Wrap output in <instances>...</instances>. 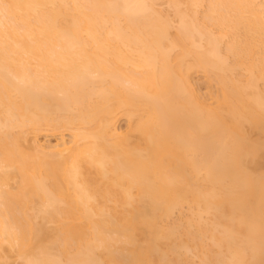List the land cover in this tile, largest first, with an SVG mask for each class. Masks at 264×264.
I'll use <instances>...</instances> for the list:
<instances>
[{
	"label": "bare ground",
	"instance_id": "6f19581e",
	"mask_svg": "<svg viewBox=\"0 0 264 264\" xmlns=\"http://www.w3.org/2000/svg\"><path fill=\"white\" fill-rule=\"evenodd\" d=\"M60 131L70 142L36 143ZM13 257L264 264V0H0V264Z\"/></svg>",
	"mask_w": 264,
	"mask_h": 264
},
{
	"label": "rangeland",
	"instance_id": "374dc122",
	"mask_svg": "<svg viewBox=\"0 0 264 264\" xmlns=\"http://www.w3.org/2000/svg\"><path fill=\"white\" fill-rule=\"evenodd\" d=\"M206 3H204V5H205ZM161 5L163 6V2L161 3ZM161 5H159V7H161V9L159 8V10H163V12H162V14L163 13H165L166 15H164V16H167L168 15V17H169V14H170V19H171V16L173 15V13H174V10H173V8H172V10H171V6L168 4L167 5V2L165 3V1H164V5H166V6H161ZM202 6V7H205V6H207V5H205V6ZM166 7V8H165ZM169 8H170V10H169ZM166 9V10H165ZM201 10H199V16L198 17H200V19H201V17H203L204 16V12H206V10L205 9H207V7L206 8H200ZM165 10V11H164ZM201 11V12H200ZM204 11V12H203ZM168 12H169V14H168ZM204 14H203V13ZM172 13V14H171ZM202 13V15H200ZM175 15V14H174ZM172 16V20H173V22H174V20L176 19V17L175 16ZM197 71H199V72H197ZM195 72V73H194ZM194 72H192V73H194L193 75H192V80H194V81H192L193 82V85H194V83H195V85L193 86L194 88H195V91L197 92L196 94L201 98L202 96H203V98H201L202 100H204V101H206L207 103H214V105L213 106H215V103H216V101H217V99H215L214 97H217V94H218V92H219V90H220V88L217 90V88L218 87H220V85H218L217 86V84L215 83V80H213L212 78H210L209 77V75L208 74H206V73H204V72H202L201 70H196V71H194ZM211 79L213 80V84H212V82H210L211 81ZM214 86V87H213ZM213 87V88H212ZM200 90V91H199ZM199 91V92H198ZM217 91V92H216ZM212 92H214L213 94H211ZM202 95V96H201ZM212 95H214V97L212 96ZM219 96V95H218ZM206 99V100H205ZM215 101V102H214ZM210 104V105H211ZM117 117H119V116H117ZM115 120H117V121H115L116 123H115V128L117 129V131H118V133H121V134H125L126 133V131H128V129H129V127H130V121H129V118H127L126 116H121L120 115V117L119 118H116ZM131 122H133V121H131ZM25 130L27 131V129H24V133H26L25 132ZM27 134L29 135L30 133H28L27 132ZM62 134H64L63 135V139L65 140V141H69L70 142V140L72 139V136H71V133L70 132H67V131H60V132H57V135L56 136H53V135H48V134H44V133H40V135H38V137H37V139H36V143H40V144H43L44 146H48V145H52V144H54L55 142H57V141H60L61 140V135ZM33 135V134H32ZM27 137H29V136H27ZM31 137V136H30ZM33 137V136H32ZM34 138V137H33ZM28 139V138H27ZM29 140V139H28ZM31 140V139H30ZM37 140L39 141V142H37ZM33 142V141H32ZM25 143V142H24ZM50 143V144H49ZM25 144H27V143H25ZM30 144V143H29ZM48 144V145H47ZM28 145V144H27ZM29 146H31V145H29ZM15 186V185H14ZM188 210V209H187ZM183 214L185 215V217H186V215H187V211H186V209H183ZM177 214H179V213H177ZM177 214H175L176 216V218L175 217H173V218H175L174 220H177V219H179L180 217L181 218H183L184 217V215H180L179 214V216L180 217H178V215ZM189 214V213H188ZM183 216V217H182ZM188 216V215H187ZM184 217V218H185ZM187 218V217H186ZM185 218V219H186ZM173 220V221H174ZM183 221H184V219H183ZM190 258H192V257H190ZM11 260V262H13L14 264H18L19 263V261L21 262V260H18V258H16V257H13L12 259H10ZM191 260V259H190ZM192 260H193V258H192ZM191 260V261H192ZM198 260V259H197ZM197 260L194 258V260L193 261H196L197 262ZM19 264H21V263H19Z\"/></svg>",
	"mask_w": 264,
	"mask_h": 264
}]
</instances>
